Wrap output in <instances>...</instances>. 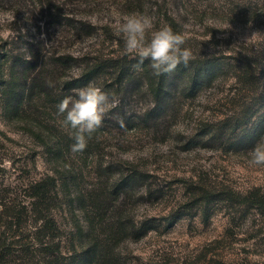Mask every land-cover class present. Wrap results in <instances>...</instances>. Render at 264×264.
Returning a JSON list of instances; mask_svg holds the SVG:
<instances>
[{"label": "rangeland", "instance_id": "rangeland-1", "mask_svg": "<svg viewBox=\"0 0 264 264\" xmlns=\"http://www.w3.org/2000/svg\"><path fill=\"white\" fill-rule=\"evenodd\" d=\"M132 12L183 34L190 60L222 66L213 83L192 94L183 79L170 83L173 106L153 124L124 121L154 101L142 69L151 62L138 65L117 31ZM29 58L32 72L12 65ZM263 58L264 0H0V203L9 196L23 220L10 229L12 209L0 206L2 264H204L211 257L264 264L262 241L250 239L260 217L224 200L264 187V166L249 163L264 137L238 143L241 130L230 132L264 109ZM239 65L263 76L246 84ZM38 71L39 79L27 80ZM81 75V86L68 91L66 83ZM9 84L18 88L13 99L4 95ZM89 84L107 93L109 104L85 150L73 152L75 130L58 105ZM37 85L54 95H36ZM221 125L231 127L216 130ZM132 169L143 183L120 189ZM45 176L55 180L49 260L21 251L32 250L28 236L40 225L26 186Z\"/></svg>", "mask_w": 264, "mask_h": 264}, {"label": "trees", "instance_id": "trees-1", "mask_svg": "<svg viewBox=\"0 0 264 264\" xmlns=\"http://www.w3.org/2000/svg\"><path fill=\"white\" fill-rule=\"evenodd\" d=\"M169 20V19H168ZM171 23V22H170ZM50 58V57H49ZM32 58L25 59V62H20L18 64H12L14 67L21 69L22 71H28L32 72L34 71L36 65H31ZM35 60V59H34ZM64 60V59H63ZM68 61V60H67ZM65 60V62L67 63ZM264 61V58H263ZM37 62V61H36ZM256 64V63H255ZM64 65V64H62ZM57 66L56 63H52V67ZM263 67V66H262ZM147 68V69H146ZM235 68L238 71H241L242 69V76L243 79H245L246 84L252 83V80L254 79V75L258 74L263 76L262 72H256L257 69H250L248 66L241 67L235 66ZM53 69V68H52ZM142 69L146 72L147 81L149 82V88L153 94L154 101L152 102V106L145 111L142 115L134 116V118H125L124 121H131V120H144L146 122H158L161 120V118L165 117V112H167V108L171 107L175 96L171 92L170 83H174L176 81H179L183 79L186 86V92L189 94H192L196 92L198 89H200L203 86L210 85L213 83L216 78L218 77L219 71L222 69L221 64H219L217 61L214 60H189L187 65L181 63L177 66V68L167 74H163L160 76H156L153 74V70L149 68L146 65L142 66ZM260 71L262 68H258ZM91 75H94V73H98V63L94 64V66L91 69ZM148 73V76H147ZM31 74V73H30ZM29 74V76H30ZM31 77H27V80H33L34 76L37 75V78L39 79V76H41V73L36 72L32 74ZM55 76V75H52ZM36 78V79H37ZM2 81V80H0ZM83 81V75L80 76V78H75L70 82L66 83V87L68 91H71L72 89L81 86V82ZM3 82V81H2ZM35 82V80H34ZM81 83V84H80ZM9 86L5 89V96L9 99H13V94L16 93L17 89L13 86ZM70 85V86H69ZM36 88H38V93L36 95L39 96H45L46 98H50L54 95V92L52 89H50L48 86H40L37 85ZM169 89L168 92L165 90ZM31 91V88L28 92ZM66 91V89H65ZM173 106V105H172ZM169 110V108H168ZM164 111V113H162ZM257 113L256 117L254 116V120H251V115L248 116L247 120L242 121V124H233V127L230 129V132L233 133L235 130H241V135L236 137V141L244 142V143H250V142H257L260 138L264 137V109H260L255 112ZM252 116V117H253ZM225 119H223L221 122H218L219 124L223 123ZM133 122V121H131ZM230 126H226L224 128L223 125L216 128V130L219 129H228ZM207 133V132H206ZM120 183V189L122 190H132L136 186L140 185V182L143 183L144 176L141 172L137 170H129V172L126 174L124 178H121ZM49 184H48V183ZM142 185V184H141ZM55 189V180L49 176H45L43 178H40L38 180H32L27 184L26 186V193L24 194V197H27L31 201L29 202V212L33 216V221L35 223H39V227L37 228V232L33 233V235L28 236L32 242V250H21L25 254L28 253H38L43 254L45 256V259L49 260V258L54 257V253L52 250V242L55 239V234H53L54 231H56V224L53 217H51V209L54 208L53 204L50 203L54 198L52 196L53 190ZM224 200H229L233 205L236 204L237 206H244L246 211L254 210L256 215L260 217L261 222L263 223L260 227H257L255 230V233L250 236V239H256L258 238L259 241H262L261 244L264 245V187L255 188L254 190H250L246 192L243 195L239 196H230L224 198ZM4 203H0L1 207H10L12 209V212L7 215V217L10 218L12 222H10V229L11 228H19L21 224H23V220L19 219V216L22 215V212L19 210H16L15 205L13 203V200L11 198L6 197L4 198ZM20 208V207H19ZM21 209L24 208V205L21 207ZM15 211L17 212L18 216L15 215ZM46 214V215H45ZM50 232L52 234H50ZM15 235V236H19ZM13 236V237H15ZM260 237V238H259ZM19 243L12 242L9 243L10 245H22L17 244ZM24 246V244H23ZM4 244H0V264H2L1 259L6 255V252H4ZM9 251V252H8ZM13 250H7L8 254H11ZM46 263V262H45ZM204 264H227L223 262L220 259H217L215 257L209 258ZM237 264V263H236ZM239 264V263H238ZM243 264V263H240Z\"/></svg>", "mask_w": 264, "mask_h": 264}, {"label": "clouds", "instance_id": "clouds-1", "mask_svg": "<svg viewBox=\"0 0 264 264\" xmlns=\"http://www.w3.org/2000/svg\"><path fill=\"white\" fill-rule=\"evenodd\" d=\"M117 31L123 37L125 50L138 55V65L149 60L156 76L171 73L192 59L191 49L184 47L186 37L168 24L156 29L153 18L146 13L125 15ZM108 104L107 93L92 84L78 90L75 98L67 96L59 103L63 123L75 130L73 152H83L92 133L102 127ZM249 163L264 166V144L258 143L251 149Z\"/></svg>", "mask_w": 264, "mask_h": 264}]
</instances>
